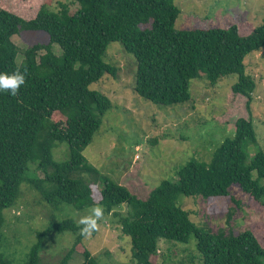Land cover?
<instances>
[{
    "label": "trees",
    "instance_id": "trees-1",
    "mask_svg": "<svg viewBox=\"0 0 264 264\" xmlns=\"http://www.w3.org/2000/svg\"><path fill=\"white\" fill-rule=\"evenodd\" d=\"M52 3L45 0L31 19L0 5V73H28L17 96L0 92V264H12L2 252L4 211L18 206L25 188L49 209V216L24 264H42L45 241L65 233L74 234L75 240L61 264L75 255L83 257L82 264H98L84 246L76 221L57 217L65 206L94 204L103 206L104 216L118 218L130 238L131 264H158L162 240L188 244L193 236L203 264H264V232L261 238L250 229L213 232L193 222L180 204L185 196L232 198L240 206L232 195L239 187L264 206V151L251 118L237 119L234 136L221 143L209 162L189 161L177 171L176 180H163L145 198L104 177L83 155L112 108L106 95L90 89L105 75L117 77V67L104 61L111 43H120L135 58L134 91L151 103L185 104L192 99L193 80L205 75L214 87L222 78L237 75L231 91L247 98L249 110L257 85L245 59L264 50V22L246 35L238 25L181 31L175 29L181 11L171 0H71L68 5L59 2L58 10ZM72 5L79 6L74 13ZM26 32H43L48 41L21 50L13 38ZM19 54L24 56L21 63ZM57 143L68 144V161H54ZM246 143L255 146L254 156ZM30 168L43 177L29 178ZM232 217L230 212L228 222Z\"/></svg>",
    "mask_w": 264,
    "mask_h": 264
},
{
    "label": "rangeland",
    "instance_id": "rangeland-1",
    "mask_svg": "<svg viewBox=\"0 0 264 264\" xmlns=\"http://www.w3.org/2000/svg\"><path fill=\"white\" fill-rule=\"evenodd\" d=\"M45 0H0V5L26 18H34ZM181 11L175 29L190 31L196 29H228L238 25L242 35L264 22V0H171ZM59 2L68 5L71 0H53L54 9H60ZM78 5V4H77ZM72 5L74 13L79 6ZM21 49L31 44L47 42L43 32H26L13 38ZM60 54V48L54 46ZM23 54L17 62L21 63ZM104 61L117 67L114 78L105 75L92 84L90 89L106 95L112 108L105 114L99 132L83 151L89 164L98 169L104 177L125 186L132 194L145 198L163 180H176V173L189 161L209 162L221 143L234 136V123L239 118H251L256 131L258 145L264 151V50L245 59L247 73L256 81V90L248 110L247 98L233 94L231 87L238 81L237 75L222 78L214 87L207 84L206 76L191 82L190 102L174 106L151 103L134 91L137 63L120 43H111ZM250 112V114H249ZM246 151L254 156L256 148L245 144ZM54 161L69 160L67 143H57L52 151ZM30 168L27 176L43 173ZM232 198L206 200L201 197L181 196V206L190 213L193 222L210 228L213 232L253 231L259 238L264 232V206L253 201L239 187H234ZM95 198H99L95 193ZM38 197L28 188L17 207L5 210V241L2 252L12 264H24L37 243V233L48 226L49 209L37 202ZM82 209L65 206L57 213L61 219L78 217L92 207ZM125 206L122 212H125ZM233 214L228 222V214ZM118 218L109 214L100 222L99 230L84 239V246L97 259L98 264H131V243L126 237ZM75 235L65 233L48 239L41 251L42 264H61L66 251L72 247ZM193 236L188 244L171 243L162 240L159 244L158 264H203ZM83 257L75 255L68 264H82Z\"/></svg>",
    "mask_w": 264,
    "mask_h": 264
},
{
    "label": "clouds",
    "instance_id": "clouds-1",
    "mask_svg": "<svg viewBox=\"0 0 264 264\" xmlns=\"http://www.w3.org/2000/svg\"><path fill=\"white\" fill-rule=\"evenodd\" d=\"M27 69L0 73V92H5L15 97L18 95L21 86L26 84ZM104 208L99 204L85 210L84 214L76 213V224L80 228V235L87 239L94 232L99 230L100 222L104 219Z\"/></svg>",
    "mask_w": 264,
    "mask_h": 264
}]
</instances>
